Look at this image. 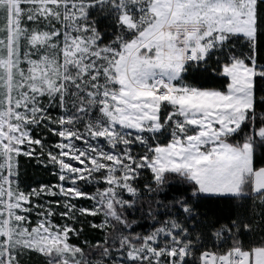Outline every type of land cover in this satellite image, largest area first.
<instances>
[{
  "label": "snow or ice",
  "instance_id": "obj_1",
  "mask_svg": "<svg viewBox=\"0 0 264 264\" xmlns=\"http://www.w3.org/2000/svg\"><path fill=\"white\" fill-rule=\"evenodd\" d=\"M240 199L264 207V0H0V264H264L209 216Z\"/></svg>",
  "mask_w": 264,
  "mask_h": 264
},
{
  "label": "trees",
  "instance_id": "obj_2",
  "mask_svg": "<svg viewBox=\"0 0 264 264\" xmlns=\"http://www.w3.org/2000/svg\"><path fill=\"white\" fill-rule=\"evenodd\" d=\"M105 23H108L105 21ZM240 48L238 46L237 51ZM220 82V78H214L209 81L210 84H214L218 86ZM55 114V113H53ZM48 139V137H45ZM56 139L55 137L52 138ZM20 165V181L22 188H29L32 186H38L40 183H53L55 182V177L51 174L52 169H45L43 167H37L36 162L34 160H30L28 157H20L19 160ZM143 183V181H141ZM80 204L84 206H88L87 201H79ZM209 216L211 217L214 213L217 216H226L232 215L234 218H241L248 223L251 224L252 230L247 233L242 234V239L245 243L258 241L261 238H264V217H262L261 213L264 212V207L259 205L258 201H254L252 199H240L233 201H223L217 202L215 205L208 206ZM135 215L139 216V213ZM99 222V219L97 220ZM139 223L144 226V230H148L147 221L140 220ZM79 227V224L77 225ZM137 231H141V228H137ZM102 233L99 231H93L89 228H85L84 233L79 238V241L74 237L73 242L83 243L85 239L90 242H95L96 240L102 239ZM209 245L215 243V241L206 242ZM22 264H44L43 258L39 255H24L21 257Z\"/></svg>",
  "mask_w": 264,
  "mask_h": 264
}]
</instances>
